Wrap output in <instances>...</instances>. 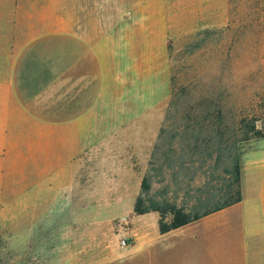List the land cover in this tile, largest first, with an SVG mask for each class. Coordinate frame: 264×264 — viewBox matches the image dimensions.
Listing matches in <instances>:
<instances>
[{
	"label": "rangeland",
	"instance_id": "rangeland-1",
	"mask_svg": "<svg viewBox=\"0 0 264 264\" xmlns=\"http://www.w3.org/2000/svg\"><path fill=\"white\" fill-rule=\"evenodd\" d=\"M67 4L69 67L85 49L77 32L99 37L91 83L78 97L72 83L69 106H97L100 127L82 150L69 145L49 185L14 178L0 264H140L136 232L156 228L159 213L136 215V198L212 206L225 198L224 169L258 139L242 138L264 124V0Z\"/></svg>",
	"mask_w": 264,
	"mask_h": 264
},
{
	"label": "crops",
	"instance_id": "crops-1",
	"mask_svg": "<svg viewBox=\"0 0 264 264\" xmlns=\"http://www.w3.org/2000/svg\"><path fill=\"white\" fill-rule=\"evenodd\" d=\"M67 2L0 0V230L14 178L49 185L66 172L69 145L82 150L83 136L100 127L97 106H69L80 82L91 83L99 37L82 27L76 37L85 49L69 67ZM239 166L240 201L164 233L157 217L156 228L136 232L140 264H264V137L241 153ZM154 213L136 215L149 221Z\"/></svg>",
	"mask_w": 264,
	"mask_h": 264
},
{
	"label": "trees",
	"instance_id": "trees-1",
	"mask_svg": "<svg viewBox=\"0 0 264 264\" xmlns=\"http://www.w3.org/2000/svg\"><path fill=\"white\" fill-rule=\"evenodd\" d=\"M254 137H264V124L261 128L256 127L254 124L250 125L242 139L247 140ZM224 170L229 175V180L223 191L225 198L212 206H202V202L199 200L190 210H185L184 207L169 202H154L151 206H144L143 199L138 196L133 206V212L135 214H143L149 211H157L159 213L158 230L160 233H164L192 220L198 219L201 216L238 202L241 200L239 157L235 156L231 162V166ZM141 187L143 190L148 189L144 179L142 180ZM210 197L214 198L215 196L213 197L212 195Z\"/></svg>",
	"mask_w": 264,
	"mask_h": 264
},
{
	"label": "built area",
	"instance_id": "built-area-1",
	"mask_svg": "<svg viewBox=\"0 0 264 264\" xmlns=\"http://www.w3.org/2000/svg\"><path fill=\"white\" fill-rule=\"evenodd\" d=\"M121 247H127L131 245L129 238H122L120 241Z\"/></svg>",
	"mask_w": 264,
	"mask_h": 264
}]
</instances>
